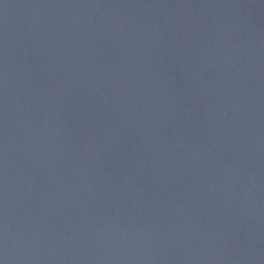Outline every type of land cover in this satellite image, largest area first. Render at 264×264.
Masks as SVG:
<instances>
[{
    "label": "water",
    "instance_id": "95a60500",
    "mask_svg": "<svg viewBox=\"0 0 264 264\" xmlns=\"http://www.w3.org/2000/svg\"><path fill=\"white\" fill-rule=\"evenodd\" d=\"M0 264H264V0H0Z\"/></svg>",
    "mask_w": 264,
    "mask_h": 264
}]
</instances>
